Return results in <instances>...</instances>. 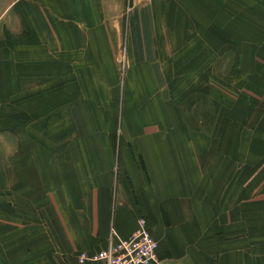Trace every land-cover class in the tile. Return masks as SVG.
Here are the masks:
<instances>
[{"label":"crops","instance_id":"1","mask_svg":"<svg viewBox=\"0 0 264 264\" xmlns=\"http://www.w3.org/2000/svg\"><path fill=\"white\" fill-rule=\"evenodd\" d=\"M263 105L264 0H0V264H264Z\"/></svg>","mask_w":264,"mask_h":264},{"label":"built area","instance_id":"2","mask_svg":"<svg viewBox=\"0 0 264 264\" xmlns=\"http://www.w3.org/2000/svg\"><path fill=\"white\" fill-rule=\"evenodd\" d=\"M133 3L144 0H131ZM139 228L130 238L111 239L107 248L95 253L80 252L79 264H162L158 242L145 218L138 222Z\"/></svg>","mask_w":264,"mask_h":264},{"label":"rangeland","instance_id":"3","mask_svg":"<svg viewBox=\"0 0 264 264\" xmlns=\"http://www.w3.org/2000/svg\"><path fill=\"white\" fill-rule=\"evenodd\" d=\"M4 4H5V3H4ZM261 111H262V112H261ZM259 112L264 114V105L262 106V108L260 109ZM262 157H263V160H264V153L262 154ZM263 221H264V220H263Z\"/></svg>","mask_w":264,"mask_h":264}]
</instances>
